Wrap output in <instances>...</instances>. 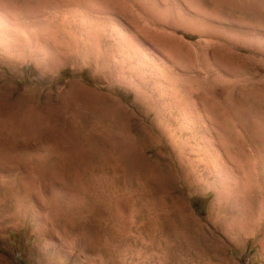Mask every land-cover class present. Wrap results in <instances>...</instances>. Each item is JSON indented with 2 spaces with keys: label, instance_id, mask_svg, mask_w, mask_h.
Masks as SVG:
<instances>
[{
  "label": "rangeland",
  "instance_id": "obj_1",
  "mask_svg": "<svg viewBox=\"0 0 264 264\" xmlns=\"http://www.w3.org/2000/svg\"><path fill=\"white\" fill-rule=\"evenodd\" d=\"M0 264H264V0H0Z\"/></svg>",
  "mask_w": 264,
  "mask_h": 264
},
{
  "label": "bare ground",
  "instance_id": "obj_2",
  "mask_svg": "<svg viewBox=\"0 0 264 264\" xmlns=\"http://www.w3.org/2000/svg\"><path fill=\"white\" fill-rule=\"evenodd\" d=\"M172 123V122H171ZM166 124V123H165ZM163 127V126H162ZM165 128V127H164ZM166 130V129H165ZM172 136V135H171ZM175 136V135H174ZM177 136V135H176ZM173 138V137H172ZM176 139V138H175ZM120 147V146H119ZM112 156H113V153H112ZM106 157V156H105ZM111 158V157H110ZM114 158V157H113ZM112 158V159H113ZM115 159V158H114ZM112 161V160H111ZM114 161V160H113ZM96 242V241H95Z\"/></svg>",
  "mask_w": 264,
  "mask_h": 264
}]
</instances>
